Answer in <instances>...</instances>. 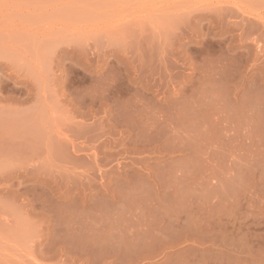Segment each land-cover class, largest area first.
<instances>
[{
  "label": "rangeland",
  "instance_id": "1",
  "mask_svg": "<svg viewBox=\"0 0 264 264\" xmlns=\"http://www.w3.org/2000/svg\"><path fill=\"white\" fill-rule=\"evenodd\" d=\"M0 264H264V0H0Z\"/></svg>",
  "mask_w": 264,
  "mask_h": 264
},
{
  "label": "crops",
  "instance_id": "2",
  "mask_svg": "<svg viewBox=\"0 0 264 264\" xmlns=\"http://www.w3.org/2000/svg\"><path fill=\"white\" fill-rule=\"evenodd\" d=\"M149 248H150V242H149Z\"/></svg>",
  "mask_w": 264,
  "mask_h": 264
}]
</instances>
